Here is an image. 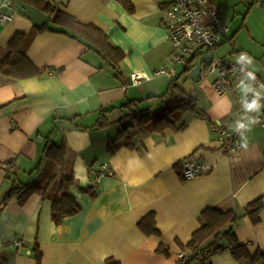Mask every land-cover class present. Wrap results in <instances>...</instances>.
I'll list each match as a JSON object with an SVG mask.
<instances>
[{
  "label": "crops",
  "instance_id": "1",
  "mask_svg": "<svg viewBox=\"0 0 264 264\" xmlns=\"http://www.w3.org/2000/svg\"><path fill=\"white\" fill-rule=\"evenodd\" d=\"M44 1L100 28L125 57L114 67L84 40L44 32L34 37L27 51L36 68L46 69L44 76L14 79L0 74V162H13L0 170V202L13 185L38 180L35 169L41 161L46 164L43 151L48 139L57 146L66 144L69 169L79 186L95 187L97 193L93 199L79 187L71 188L82 210L60 225L53 222L50 200L35 195L23 207L10 202L0 212V262L37 264L38 247L41 264H106L108 259L121 264H180L178 242L184 246L191 242L207 209L242 216L234 229L238 241L251 255L264 252V211L257 225L244 211L264 197V125L245 122L243 149L232 160L222 153L211 130L216 121L242 122L234 92L220 97L212 89V79L195 82L178 68L177 78L194 83L185 89L178 82L196 104V112L184 115L177 124L184 129L160 134L152 123L134 139L133 148L124 146L114 155L108 152L109 141H116L123 127L133 129L131 112L158 114L167 106L154 98L166 93L172 79L153 74L170 64L173 53L162 26L170 0H130L133 13L116 0ZM212 3L222 17L220 7ZM3 12L13 17L0 24V62L17 33L37 29L13 3ZM51 21L47 25L57 30ZM249 31L257 41L255 31ZM237 35L228 41L235 43ZM227 55L264 81V61L248 60L238 49ZM134 73L143 77L138 87L131 86ZM131 102L130 108L124 107ZM102 116L110 123L104 129L97 127ZM187 158L213 169L186 181L180 163ZM150 215L155 216L159 237L146 236L138 227ZM15 240L22 245L15 246ZM222 245L226 247L225 242ZM159 246L168 249L169 256L159 254ZM204 264L247 263L236 261L225 250Z\"/></svg>",
  "mask_w": 264,
  "mask_h": 264
},
{
  "label": "trees",
  "instance_id": "2",
  "mask_svg": "<svg viewBox=\"0 0 264 264\" xmlns=\"http://www.w3.org/2000/svg\"><path fill=\"white\" fill-rule=\"evenodd\" d=\"M17 1L33 5L43 13L51 16V22L56 26L57 30L46 25L41 29H35L29 34L17 33L7 47L6 57L0 62L1 75L14 79L44 76L46 69L36 68L27 58V51L34 37L44 32H59L76 39L84 40L89 44L91 49L100 51L114 67H118L124 60L125 55L123 51L114 47L109 37L100 28L92 24L82 23L69 14L59 11L52 4L44 0H11L13 4ZM116 1L129 13L134 12L130 0ZM259 3L260 0H254L248 11H251ZM190 73V71L185 70L183 75L188 76ZM179 80L180 77L173 79L166 93L154 98L158 99L160 103L167 105L164 112L158 114L149 110L141 113L131 112L129 118L133 122L134 130L123 127L118 139L116 141H109L108 152L110 155H114L124 146L133 148L132 142L134 139L152 123L154 132L160 134L168 130L176 132L184 129L182 127L178 128L177 124L182 120L184 115L196 112V104L191 95L178 84ZM132 105H134V102L124 107L130 108ZM109 125L110 123L102 116L97 127L104 129ZM43 157L46 164L43 165L41 161L35 169L39 174L38 180L26 185H13L0 202V212L13 201H16L19 206L23 207L33 196L37 195L43 200L53 202L52 219L56 225H60L65 218L76 216L82 210L70 194L71 188L79 187L93 199L96 198L97 193L95 187L83 188L79 186L73 172L69 169L68 148L64 142L60 146H57L51 139H48L45 143ZM12 164V161L6 163L0 162V170H7ZM244 211L253 224H259L260 215L264 211V197L248 204L244 208ZM242 218V216L237 215L234 211L223 213L214 209L205 210L202 213L203 226L194 233L191 242L187 246L178 242L181 251L192 253L191 259L186 264H194V261L198 258L197 253L203 250H208L210 257L228 250L238 262H245L247 264L264 263V252L258 251L255 255H251L246 246L238 241L234 229L240 225ZM138 227L146 236L159 237L161 235L154 215L144 218L139 222ZM224 242L226 243V247L222 245ZM157 252L169 256L168 249L163 246H159ZM35 256L37 264H41V253L38 247L36 248ZM205 262H201L200 264H204ZM1 264H5V262ZM106 264L121 263L114 259H108Z\"/></svg>",
  "mask_w": 264,
  "mask_h": 264
},
{
  "label": "built area",
  "instance_id": "3",
  "mask_svg": "<svg viewBox=\"0 0 264 264\" xmlns=\"http://www.w3.org/2000/svg\"><path fill=\"white\" fill-rule=\"evenodd\" d=\"M12 5L6 1L1 5L0 24L9 23L12 15L5 14L4 8ZM162 26L168 34V43L173 49L170 64L154 72V77L166 76L170 79L178 77V68L192 71L198 63H202V77L212 78V89L220 97L230 92L239 98V116L242 122L228 125L216 121L211 124V130L222 153L233 159L243 149L242 133L247 120H254L262 125L264 113V81L242 62H235L230 56H218L217 48L223 42L230 29L221 19L217 7L211 0H170L164 7ZM211 55V63L203 62L205 56ZM131 86L138 87L143 81L139 74L130 76ZM126 86L125 88H127ZM253 102L256 109H250ZM240 125H244L241 127ZM182 175L186 181L195 180L213 168L194 158H187L180 163ZM14 245L20 247L22 242L15 240ZM194 264H200L210 258L208 250L199 251ZM192 253L180 251L178 261L186 264Z\"/></svg>",
  "mask_w": 264,
  "mask_h": 264
},
{
  "label": "rangeland",
  "instance_id": "4",
  "mask_svg": "<svg viewBox=\"0 0 264 264\" xmlns=\"http://www.w3.org/2000/svg\"><path fill=\"white\" fill-rule=\"evenodd\" d=\"M212 1L220 7V10L223 12L221 19L230 29V33L224 38V43L230 37L238 34L234 40L235 43L228 41L218 48L217 55L221 57L226 56L227 54L234 53L238 49L248 60L264 61V3L255 5L251 11H248L254 0ZM249 29L255 31L257 41L253 40L254 37L251 35ZM234 44L236 45L234 46ZM205 79L210 80L212 78L206 77ZM179 83L185 89H190L194 85L192 81H187L184 78ZM162 112L164 111L162 110Z\"/></svg>",
  "mask_w": 264,
  "mask_h": 264
},
{
  "label": "water",
  "instance_id": "5",
  "mask_svg": "<svg viewBox=\"0 0 264 264\" xmlns=\"http://www.w3.org/2000/svg\"><path fill=\"white\" fill-rule=\"evenodd\" d=\"M7 0H0V4H3ZM15 9L25 16L26 18L30 19L37 29H41L46 26L51 21V16L43 13L33 5L27 4L23 1H17L14 3ZM212 56L207 55L204 57L203 62L207 63L208 65L211 63ZM191 79L195 82H200L202 80V63H198L197 66L192 70Z\"/></svg>",
  "mask_w": 264,
  "mask_h": 264
},
{
  "label": "clouds",
  "instance_id": "6",
  "mask_svg": "<svg viewBox=\"0 0 264 264\" xmlns=\"http://www.w3.org/2000/svg\"><path fill=\"white\" fill-rule=\"evenodd\" d=\"M258 106L255 102H253L251 105H249L250 109H256ZM241 127H244V125H240ZM246 146V145H245Z\"/></svg>",
  "mask_w": 264,
  "mask_h": 264
}]
</instances>
